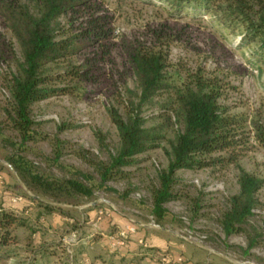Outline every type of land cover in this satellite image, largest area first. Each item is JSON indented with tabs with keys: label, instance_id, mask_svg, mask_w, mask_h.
Wrapping results in <instances>:
<instances>
[{
	"label": "trees",
	"instance_id": "1",
	"mask_svg": "<svg viewBox=\"0 0 264 264\" xmlns=\"http://www.w3.org/2000/svg\"><path fill=\"white\" fill-rule=\"evenodd\" d=\"M151 1L178 13L187 10L193 15L209 14L238 39L239 49L250 54L247 61L258 70L264 88V0ZM0 20L11 36L0 38V64L6 67L2 82L8 93L0 106V125L14 135L12 140H6L16 149L9 164L29 190L54 200L73 194L90 197L95 187H106L107 181L125 174L122 169L136 164L138 155L167 141V167L157 172V183L149 188L155 220L161 222L167 213L164 204L177 198L173 186L178 170L233 165L238 171V191L227 198V207L216 222L226 237L245 232L264 179L246 171L238 160L250 139L264 149V119L230 112L231 106L223 102L230 87L225 77L198 65L175 78L170 70L171 41L161 33L155 34L153 43L126 40L116 31L114 16L105 8L104 0H0ZM116 47L122 53L125 73L135 82L134 89L126 85L124 72L113 70L111 54ZM84 84L106 87L108 97L114 101L106 112L117 132L116 152H109L105 136L95 132L99 147L108 151L107 161L91 158L87 150L73 153L98 175V184L80 172H76V178L48 180L34 172L21 155L29 150L27 143L43 137L33 105L54 95H73ZM155 104L159 105L157 112L144 117V107L153 108ZM148 119H157L158 123L146 126ZM63 127L66 126L58 129ZM167 132L171 138H167ZM50 143L58 162L63 142L56 138ZM191 211L193 217L198 216L197 209ZM42 215L38 213L36 221ZM19 228L28 230L30 239L38 232L35 222L1 206L0 262L16 251L11 246L18 244L13 232ZM254 244L251 240L248 248ZM166 257L165 264H169ZM45 259L41 263L31 256L15 264H47Z\"/></svg>",
	"mask_w": 264,
	"mask_h": 264
},
{
	"label": "rangeland",
	"instance_id": "2",
	"mask_svg": "<svg viewBox=\"0 0 264 264\" xmlns=\"http://www.w3.org/2000/svg\"><path fill=\"white\" fill-rule=\"evenodd\" d=\"M104 6L114 16L116 31L126 40L153 43L155 34L161 33L164 39L171 41L170 70L175 78L183 76L185 69L201 65L225 77L230 87L226 89L227 97L223 102L231 106V113L264 119V88L261 87L258 70L247 61L250 54L239 49L238 39L215 23L209 14L193 15L187 10L178 13L151 0H104ZM2 37L11 39L0 20ZM115 42L119 43V39ZM111 57L115 63L114 72H124L121 74L126 85L134 89L133 78L124 71L119 47L112 51ZM5 71V65L0 64V106L8 95L2 82ZM114 76L119 79L117 74ZM117 84L120 89L123 88L121 81ZM107 92L106 87L100 84H84L73 95L58 94L33 105L34 118L41 122L43 137L27 143L29 150L21 155L31 163L34 172L48 180L76 178V172H80L92 178L93 184H98V175L73 152L87 150L91 158L107 161L108 151L99 147L95 132L105 136L109 152H116L117 132L106 112V107L114 101ZM158 108V104L153 108L144 107L142 115L149 117ZM2 119L0 113V121ZM157 123V119H148L146 126ZM64 125L65 128L58 129ZM166 135L171 138L170 132ZM13 136L10 130L0 125V172L3 174L0 178V207L10 208L17 215L35 222L38 232L30 239L28 230H15L13 234L19 241L11 248L16 251L0 264L23 262L31 256L41 263L45 257L47 264H159L158 259L166 256L163 252L153 255L148 251V241L145 243L144 240L146 247L134 241L130 250L127 243L132 241L131 236L127 233L125 238L119 236L127 228L110 234L109 228L98 231L91 227V223L86 222L88 215L81 214L88 207L103 211L101 217L115 212L131 220L130 226L135 230L130 235L142 232L146 233L145 238L160 234L171 239L181 264H264V186L256 194L257 204L245 225V232L226 237L216 222L227 207V198L238 191V171L233 165L178 170L173 186L177 198L164 204L167 213L159 222L161 229H153L149 227L151 218L155 220L151 214L149 188L157 183V172L167 167L164 153L165 149H169L167 141L160 142L148 153L138 155L136 164L123 168L125 174L107 181L106 187H93L90 197L73 194L54 200L29 190L12 169L8 159L16 153V149L6 140H12ZM56 138L63 142L64 148L58 162L54 160L50 145ZM238 163L249 173L264 179V149L253 139H250ZM85 184L88 185L87 181ZM15 195L22 196V200L33 205L24 206L20 211L18 202L13 204L10 201ZM40 202L48 204L49 208L46 209ZM191 209L198 210L197 217H193ZM51 211L57 213L55 220ZM38 213L43 215L36 221ZM135 221L142 225L135 227ZM111 236L113 240L109 239ZM251 240L255 244L248 248ZM139 246L145 250V259L151 258V255L154 259L142 262L138 255H127L136 249L140 252Z\"/></svg>",
	"mask_w": 264,
	"mask_h": 264
},
{
	"label": "crops",
	"instance_id": "3",
	"mask_svg": "<svg viewBox=\"0 0 264 264\" xmlns=\"http://www.w3.org/2000/svg\"><path fill=\"white\" fill-rule=\"evenodd\" d=\"M2 176L3 174L0 172V178L2 179ZM17 182H19V180L17 179ZM1 187V186H0ZM1 189V188H0ZM0 193H1V190H0ZM3 194H5V192H3ZM6 195V194H5ZM4 197H7V196H4ZM27 205H33V203H30V202H25V200H22L20 202H18L17 204V208L21 211L23 209L24 206H27ZM18 210V211H19ZM79 211H81V208L79 209ZM98 210L95 208V207H88V208H84V212H81L82 215H88V220H86L87 224L91 223V227L93 226L96 230L98 229V231H102V230H105L107 228H109L110 234H113L114 232H116L117 229H124V228H127L131 225L129 219H124L122 217H120L119 215H117L115 212H110V214H105L106 216H100L98 217ZM52 217L53 219L55 220L56 219V215L57 213L56 212H52ZM142 224L139 222V221H135V224L134 226L135 227H140ZM99 233V232H98ZM131 236V240L133 241H130L127 243V247L132 250L133 248H131L134 244V241H139L140 239L144 240L145 243L146 241H148L149 245L148 247L152 248L151 250H148L150 252L153 253V255L156 253H160V252H163L166 256H168V261H169V264L172 263V264H181L180 263V258L178 256V252L175 251L173 249V244L171 243L172 240L167 238L166 236H160L159 235H150L148 236V238H145L146 233H136L135 235L133 234H129V237ZM128 237V238H129ZM171 240V241H170ZM139 243V242H138ZM147 245V244H146ZM140 247V252L137 251H132V254L129 253L127 255L129 256H132V255H138L140 257V260L142 262H147V261H151L152 258L154 257L153 255H151V258H147L145 259L144 257V254L143 252L145 251L143 248H141L142 246H139ZM154 259V258H153Z\"/></svg>",
	"mask_w": 264,
	"mask_h": 264
},
{
	"label": "built area",
	"instance_id": "4",
	"mask_svg": "<svg viewBox=\"0 0 264 264\" xmlns=\"http://www.w3.org/2000/svg\"><path fill=\"white\" fill-rule=\"evenodd\" d=\"M21 200H22V196H20V195H15V196H12V197L10 198V201H11V203H13V204H15V203H17V202H19V201H21ZM102 213H103V211L100 210V211L98 212V215L100 216V215H102ZM99 216H98V217H99ZM151 219H152V221L150 222L149 227H152L153 229H161L160 224H159L158 222H156V220H154L153 218H151ZM134 230H135L134 227L129 226V227H127V230H125V231H121V232L119 233V236L122 237V238H125L126 233H127V236H128V234L133 233ZM109 239L113 240V237L111 236ZM138 242H139V244H143V245L146 247V244L143 243V240H142V239H140ZM179 260H181V259H179ZM158 261L160 262V264H165V263H167V257H166V256H161V257L158 259Z\"/></svg>",
	"mask_w": 264,
	"mask_h": 264
}]
</instances>
